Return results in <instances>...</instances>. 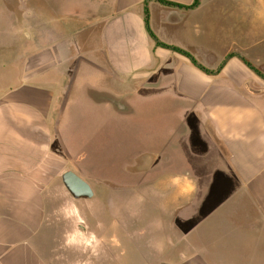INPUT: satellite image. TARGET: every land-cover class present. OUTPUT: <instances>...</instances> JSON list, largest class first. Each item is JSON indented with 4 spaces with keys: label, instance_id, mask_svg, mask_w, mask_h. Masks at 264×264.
<instances>
[{
    "label": "crops",
    "instance_id": "obj_1",
    "mask_svg": "<svg viewBox=\"0 0 264 264\" xmlns=\"http://www.w3.org/2000/svg\"><path fill=\"white\" fill-rule=\"evenodd\" d=\"M164 1L179 6L88 1L87 29L96 25V37L79 83L97 92L81 97L96 112L66 116L74 102L64 101L66 81L52 75L67 59L52 45L47 60L34 57L32 73L0 89V264L69 263L48 256L58 245L44 238L62 216L76 225L64 246L80 248L78 264H122L100 211L75 206L92 208L94 197H76L62 181L69 170L93 196L104 191L106 181L83 167L82 140L75 149L78 132L70 133L78 122L79 132L111 131L122 115L145 116L161 134L134 158L141 193L164 203V211H130L149 217L145 245L130 240L137 260L146 253L154 264H264V0ZM131 97L146 103L145 112ZM62 198L67 205L54 204Z\"/></svg>",
    "mask_w": 264,
    "mask_h": 264
},
{
    "label": "rangeland",
    "instance_id": "obj_2",
    "mask_svg": "<svg viewBox=\"0 0 264 264\" xmlns=\"http://www.w3.org/2000/svg\"><path fill=\"white\" fill-rule=\"evenodd\" d=\"M88 1L95 4L97 0H0V89L11 87L25 74L32 73L34 57L37 55V59L41 57L47 60L52 45L59 48L64 62L67 59L59 73L53 70L52 75V78L58 75L66 81L68 87L64 88V101L69 97L74 102L66 111V116L71 118L82 110L96 112L94 106L85 99L82 101L81 97H96L97 92L82 87L79 83L83 77L85 79L88 76V72L84 70L90 63L84 56V52L91 47L88 40L96 37V25L87 29L92 18L87 15V7L90 5ZM128 91L127 87H122L120 94L122 97L128 96ZM131 98L136 111L145 112L146 103L140 98ZM79 124L78 122L76 126L73 123L76 128L70 135L76 136L78 132L75 145L77 151L81 140L85 144L81 149L86 158L83 167L89 171L88 176H97L106 182L104 191L99 190L91 196L93 199L88 200L93 209L79 202L75 205L77 210L100 211L104 222L111 227V232L118 239L112 254L115 262L120 263L121 260L122 264H128L127 258H131L135 261L133 264H154L150 263V258L145 257L146 253L144 257H140L144 260L143 263L133 254V240L139 246L145 245V226L149 217H137L130 211H164L161 195L145 199L140 190L144 184H137L141 181L143 169L134 166V158L145 147V141L153 138L159 144L161 134L149 128V121L145 116L122 115L113 130L99 134L86 130L79 132ZM53 202L62 206L68 204V199ZM134 206L137 210H131ZM114 211L115 221L112 220L109 224L106 217L112 218ZM65 219L63 216L57 217L47 228L48 236L44 235V238L50 239L51 236L58 245L53 248V253L48 252V256H61L62 262L67 258V264H78L80 248L72 251L64 246L65 235L73 232L76 225L74 222H65ZM136 233L141 236L134 238ZM75 239L79 240L80 237ZM143 250L146 251L145 248ZM71 260L73 263H70Z\"/></svg>",
    "mask_w": 264,
    "mask_h": 264
},
{
    "label": "water",
    "instance_id": "obj_3",
    "mask_svg": "<svg viewBox=\"0 0 264 264\" xmlns=\"http://www.w3.org/2000/svg\"><path fill=\"white\" fill-rule=\"evenodd\" d=\"M62 181L70 193L76 197H88L93 195L90 185L72 171H65L62 174Z\"/></svg>",
    "mask_w": 264,
    "mask_h": 264
},
{
    "label": "trees",
    "instance_id": "obj_4",
    "mask_svg": "<svg viewBox=\"0 0 264 264\" xmlns=\"http://www.w3.org/2000/svg\"><path fill=\"white\" fill-rule=\"evenodd\" d=\"M159 3H162V4H164V5H168V6H179V5H176V4H174V3H171V2H168V1H164V0H157ZM197 4V0H195L194 1V3H193V5L192 6H195ZM184 8H189V7H184ZM145 25H146V27H148L147 26V18L145 17ZM150 35H151V33H150ZM152 36V35H151ZM157 44H161V43H157ZM169 48H171L173 51H175V52H178V53H181V54H183L184 56H186L187 58H189L190 59V61L192 62V64H194V65H196L197 63L193 60V58L188 54V53H186V52H184V51H182L181 49H178V48H176V47H169ZM247 63V62H246ZM250 67H251V65L249 64V63H247ZM200 67V66H199ZM201 68V67H200ZM251 69L252 70H254V68L253 67H251ZM257 74H260L258 71H256V70H254Z\"/></svg>",
    "mask_w": 264,
    "mask_h": 264
}]
</instances>
